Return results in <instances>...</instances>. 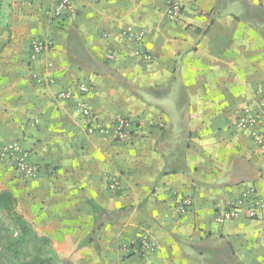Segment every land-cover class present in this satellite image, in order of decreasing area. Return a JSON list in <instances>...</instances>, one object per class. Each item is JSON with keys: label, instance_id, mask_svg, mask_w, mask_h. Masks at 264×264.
Segmentation results:
<instances>
[{"label": "crops", "instance_id": "1", "mask_svg": "<svg viewBox=\"0 0 264 264\" xmlns=\"http://www.w3.org/2000/svg\"><path fill=\"white\" fill-rule=\"evenodd\" d=\"M167 1L72 0L56 18V0H0V143L40 168L0 162V188L73 264H264V208L215 221L248 189L264 201V152L236 126L264 86V0H182L178 21ZM34 38L51 44L31 63ZM80 84L100 122L129 119L127 140L86 132ZM144 233L154 251L132 244Z\"/></svg>", "mask_w": 264, "mask_h": 264}, {"label": "built area", "instance_id": "2", "mask_svg": "<svg viewBox=\"0 0 264 264\" xmlns=\"http://www.w3.org/2000/svg\"><path fill=\"white\" fill-rule=\"evenodd\" d=\"M182 0H168L166 14L171 20L178 21L183 16ZM72 6V0H56L52 14L54 17H61ZM132 37L137 42H141L143 32L132 33ZM50 41L41 39H32L30 43L29 60L31 63L36 62L41 54L50 47ZM134 56L138 59L151 61L153 56L145 50L139 48L135 51ZM108 59L113 58L112 53H108ZM31 76L34 82L44 83L52 82L50 78L42 77L37 71L31 68ZM80 98L74 102V109L77 114L86 119V132L88 134H99L105 137H111L116 141H125L129 138L127 126L129 119L120 117L111 124H104L97 119L96 114L91 109L87 100L83 97L89 92L87 84L78 86ZM257 93L259 95L256 107L245 105L236 111V126L242 131L248 132L258 149L264 152V131L261 129V123L264 121V86L258 85ZM60 99H74L75 95L72 90H64L58 94ZM38 121V120H37ZM12 162L17 173L25 179H33L39 173V166L30 161V151L24 147L23 143L16 139L0 143V162ZM111 189L117 188V182L112 181L109 185ZM191 206L189 199H185L180 207V213H186ZM264 208V201L260 198L254 189L246 190L238 199L231 200L225 207L216 206L215 221L224 223L237 217L242 210L251 219L257 218L260 211ZM132 244L137 245L145 252H151L156 249V243L149 234L144 233Z\"/></svg>", "mask_w": 264, "mask_h": 264}, {"label": "trees", "instance_id": "3", "mask_svg": "<svg viewBox=\"0 0 264 264\" xmlns=\"http://www.w3.org/2000/svg\"><path fill=\"white\" fill-rule=\"evenodd\" d=\"M0 264H73L60 262L48 237L39 236L18 211V199L0 188Z\"/></svg>", "mask_w": 264, "mask_h": 264}, {"label": "rangeland", "instance_id": "4", "mask_svg": "<svg viewBox=\"0 0 264 264\" xmlns=\"http://www.w3.org/2000/svg\"><path fill=\"white\" fill-rule=\"evenodd\" d=\"M0 5H1V3H0ZM0 9H1V7H0ZM51 248H52L53 251L57 254V256H58L60 262H64V261H66V258L60 257V256L58 255V253H57V249H56V247H55L54 245H53V247L51 246Z\"/></svg>", "mask_w": 264, "mask_h": 264}]
</instances>
